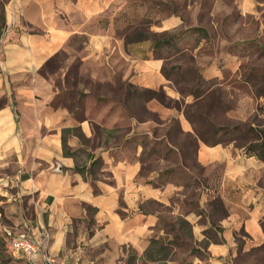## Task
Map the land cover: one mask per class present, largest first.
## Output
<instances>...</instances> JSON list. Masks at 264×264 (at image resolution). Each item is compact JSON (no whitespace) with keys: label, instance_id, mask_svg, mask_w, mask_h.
Masks as SVG:
<instances>
[{"label":"crops","instance_id":"crops-1","mask_svg":"<svg viewBox=\"0 0 264 264\" xmlns=\"http://www.w3.org/2000/svg\"><path fill=\"white\" fill-rule=\"evenodd\" d=\"M130 4L0 0V234L48 232V252L65 264H178L150 261L146 253L164 235L158 212L149 208L170 207L183 186L141 175V140L171 148L169 129L177 125L182 135H193L195 160L211 171L209 187L198 185L204 188L198 207L208 211L207 193L218 199L221 213L210 209L220 241L202 233V215L179 216L193 237L208 242L197 248L208 254L204 264H223L236 232L244 230L250 248L264 243V161L234 147V140L208 145L181 109L136 98L158 89L175 101L194 97L169 86L161 59H139L112 34ZM204 74L212 76V69ZM91 83L102 88L99 97L91 98ZM121 128L127 133L120 137ZM135 138L140 144L129 150Z\"/></svg>","mask_w":264,"mask_h":264},{"label":"rangeland","instance_id":"rangeland-1","mask_svg":"<svg viewBox=\"0 0 264 264\" xmlns=\"http://www.w3.org/2000/svg\"><path fill=\"white\" fill-rule=\"evenodd\" d=\"M129 2L122 14L117 15L118 24L112 34L124 45H130L129 51L139 59H161L162 71L173 80L169 86L174 90L184 95L190 93L193 99L209 90L201 100H185L183 96L175 101L168 97L167 89L166 92L158 89L152 95L155 101L181 109L206 144L234 140V147L264 161V0ZM93 67L89 68L93 71ZM210 69L212 76H206L204 73ZM205 78L212 79L207 82ZM90 88L91 98L100 96V86L91 83ZM146 96L136 94L140 101ZM138 113L143 115L141 111ZM153 119L159 121L156 115ZM169 132L173 140L171 148L165 143L141 140L144 147L141 175L156 176L157 185L183 186L179 196L172 197L170 207L155 203L149 208L158 212L157 230L164 232L158 238L154 258H169L178 264H194L198 259L201 264L208 263V254L203 248L197 249L208 242L193 237L191 226L179 215L187 218L202 215L197 221L201 227L207 222L202 233L210 241H220L216 233L218 230L221 233V228L212 221L210 209L213 205L221 213L218 199L212 201V196L204 192L208 194V211L198 207L204 189L200 190L198 185L209 187L207 179L211 171L196 162L193 135H182L177 125L171 126ZM126 133L127 128H121L119 135ZM138 144L140 138H135L128 149L134 150ZM261 225L264 228V218ZM234 238L236 244L223 264H264V243L250 248L244 230L236 232Z\"/></svg>","mask_w":264,"mask_h":264},{"label":"built area","instance_id":"built-area-1","mask_svg":"<svg viewBox=\"0 0 264 264\" xmlns=\"http://www.w3.org/2000/svg\"><path fill=\"white\" fill-rule=\"evenodd\" d=\"M4 235L7 240V253L14 259L24 264H65L54 258L47 249L50 241L48 232L34 237L27 234L13 235L10 230L5 229Z\"/></svg>","mask_w":264,"mask_h":264},{"label":"trees","instance_id":"trees-1","mask_svg":"<svg viewBox=\"0 0 264 264\" xmlns=\"http://www.w3.org/2000/svg\"><path fill=\"white\" fill-rule=\"evenodd\" d=\"M4 27H5V19H4L3 11H2V8L0 5V37L3 33ZM164 43H167V42H164ZM154 93H155L154 91L153 92L152 91H146L144 94H146L149 98H151ZM157 243H158V240H151L150 250H148V252L146 253V255H148L147 256L148 260H150V261L156 260L154 258V253L156 250L155 246L157 245ZM6 245H7V240H6L5 236L0 234V264H9L10 261L14 259L7 253ZM14 260L20 261L18 259H14Z\"/></svg>","mask_w":264,"mask_h":264}]
</instances>
